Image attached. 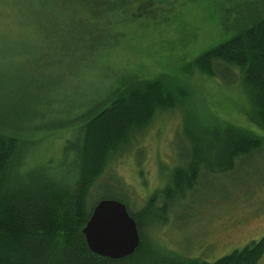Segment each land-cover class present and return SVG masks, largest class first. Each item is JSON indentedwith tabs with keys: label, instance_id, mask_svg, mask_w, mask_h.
<instances>
[{
	"label": "trees",
	"instance_id": "trees-1",
	"mask_svg": "<svg viewBox=\"0 0 264 264\" xmlns=\"http://www.w3.org/2000/svg\"><path fill=\"white\" fill-rule=\"evenodd\" d=\"M209 3L211 0H0V17L18 24L44 21L49 27L46 38L54 48L46 57L49 66L59 72L69 56H79L82 65L93 55L107 57L106 51L117 47L133 24L161 33L170 28L182 30L189 17L206 11ZM216 3L214 0L213 5ZM145 20L146 24L142 22ZM69 26L74 28L68 30ZM124 27L127 31L122 32ZM4 44L0 48V264H257L262 259L264 239L214 263L174 252L159 255L156 243L145 237L149 208L134 214L128 210L137 222L141 243L124 259L111 260L92 253L83 230L93 211L88 209L90 191L114 155L149 128L159 111L184 109L188 95L182 77L199 73L223 79L230 75L229 84L239 83L251 103L249 119L264 130V14L251 25L235 29L231 36L226 31L217 42L194 55L187 67L180 65L171 75L118 76L79 117L76 135L64 148L63 158L70 160L67 165L50 161L30 166L37 144L32 136L47 127L49 111L43 110L47 97L32 98L31 111L32 106L16 107L11 102V88L17 82L22 87H40V91L48 88L54 93L57 89L48 74L32 76L26 83L9 77L3 70L9 56ZM185 118L183 134L192 148L189 162L176 167L168 183L178 194L186 189L192 192L202 175L232 170L239 158L264 145V138L254 130L226 123L213 127L208 146L191 115L184 113ZM208 131L203 130L206 135ZM169 192L168 188L165 194Z\"/></svg>",
	"mask_w": 264,
	"mask_h": 264
},
{
	"label": "rangeland",
	"instance_id": "rangeland-1",
	"mask_svg": "<svg viewBox=\"0 0 264 264\" xmlns=\"http://www.w3.org/2000/svg\"><path fill=\"white\" fill-rule=\"evenodd\" d=\"M216 2L213 5L211 0L206 11H198L196 17L191 15L179 31L170 28L161 33L139 24H133L131 31L124 27L122 32L127 31L128 35L113 50L106 51L107 57L93 55L82 65L84 61L79 56H69L62 61L59 72L49 66L46 57L54 48L46 38L49 27L44 21L18 24L14 19L0 17V48L5 40H10L4 44L9 56L3 70L24 83L32 76L51 75L57 89L54 93L48 88L40 91V87H22L17 82L11 88V102L16 107L25 104L32 106V111L31 99L44 94L48 101L43 109L49 111L47 127L32 136L37 144L30 166L50 161L53 165L70 163L63 158L64 148L76 135L79 117L92 108L118 76L171 75L180 65L187 67L194 55L217 42L226 31L231 36L235 29L251 25L264 14V0ZM73 28L69 26L68 30ZM54 62L55 59L50 63ZM229 79L230 75L210 79L199 73L182 77L188 95L184 109L159 111L149 128L136 134L126 149L114 155L105 174L90 191L89 211L102 200L122 201L133 214L149 208L145 237L156 243L159 255L174 252L214 263L262 241L264 145L239 158L230 171L202 175L192 192L186 189L178 194L174 185L168 184L172 171L189 162L192 149L183 134L184 113L195 120L208 146L213 127L226 123L254 130L264 138V130L249 119L252 106L245 91L239 83L229 84ZM257 264H264V256Z\"/></svg>",
	"mask_w": 264,
	"mask_h": 264
},
{
	"label": "water",
	"instance_id": "water-1",
	"mask_svg": "<svg viewBox=\"0 0 264 264\" xmlns=\"http://www.w3.org/2000/svg\"><path fill=\"white\" fill-rule=\"evenodd\" d=\"M83 235L92 253L111 260L132 256L141 243L136 220L117 200H102L95 206Z\"/></svg>",
	"mask_w": 264,
	"mask_h": 264
},
{
	"label": "bare ground",
	"instance_id": "bare-ground-1",
	"mask_svg": "<svg viewBox=\"0 0 264 264\" xmlns=\"http://www.w3.org/2000/svg\"><path fill=\"white\" fill-rule=\"evenodd\" d=\"M87 243V242H86Z\"/></svg>",
	"mask_w": 264,
	"mask_h": 264
}]
</instances>
